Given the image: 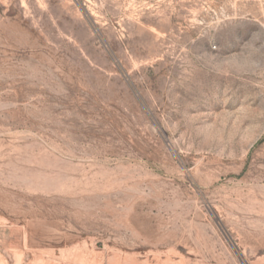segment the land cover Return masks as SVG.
Masks as SVG:
<instances>
[{
    "label": "rangeland",
    "instance_id": "374dc122",
    "mask_svg": "<svg viewBox=\"0 0 264 264\" xmlns=\"http://www.w3.org/2000/svg\"><path fill=\"white\" fill-rule=\"evenodd\" d=\"M0 264H264V0H0Z\"/></svg>",
    "mask_w": 264,
    "mask_h": 264
}]
</instances>
